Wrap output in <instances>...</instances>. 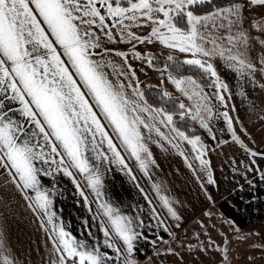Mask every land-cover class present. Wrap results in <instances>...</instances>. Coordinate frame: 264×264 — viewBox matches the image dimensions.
I'll return each instance as SVG.
<instances>
[{
    "label": "crops",
    "instance_id": "obj_1",
    "mask_svg": "<svg viewBox=\"0 0 264 264\" xmlns=\"http://www.w3.org/2000/svg\"><path fill=\"white\" fill-rule=\"evenodd\" d=\"M234 3L243 8L239 27L249 36L245 46L247 58L256 64L253 72L258 75L246 87L235 81L239 71L226 58L227 53L225 57L219 55L220 48L229 47L227 41L220 38L236 31L228 25L216 27L221 23L219 19L204 22L208 25L206 28L198 26L205 36L217 40L216 45L203 43L210 52L217 48L208 57L168 47L151 36L152 25L148 21L141 22L145 26H137L127 20L123 25L106 20L111 39L93 29L100 39L99 51L109 50L105 56L95 58L109 65L105 69L109 79L123 84L126 93L132 94L134 88L142 93V85H154L177 95L185 106L199 103L198 95L203 91L195 78L154 68L149 63V55L161 53L185 63L200 59L212 64L221 81L227 83L226 88L221 87L225 94H230L228 107L231 106L232 114L228 115L229 120L224 114L200 117L190 106L194 125L202 136L194 146L189 140L197 138L187 136L186 140L178 134L180 131L173 130L172 124L160 123L165 118L163 114L153 120L154 112L140 113L147 123L163 133L141 128L151 153L145 170L94 106L90 94L87 95L127 167L108 150L106 140L99 144V138L96 152L85 150L91 169L88 173L67 167L71 162L66 155L63 165L38 162V168L47 170V174L41 171L38 176L40 188L51 202L46 211L36 205L31 189H18L9 173L0 168V264L4 256L13 264H60L56 247L62 246L57 239L61 227L69 233V239H75L85 245V250L101 256L102 264H223L227 257L230 264H237L236 254L230 255V250H250L252 246L259 251L261 261L239 264H264V125L259 123L263 122L259 116L250 114L255 111L258 90H264V67L260 66V61H264V44H261L264 31L260 30L264 28V6L251 5L248 0ZM234 3L197 16H211ZM104 14L107 16L106 10ZM190 28L189 25L186 31ZM129 32L144 38V42L128 36ZM117 52L123 56L116 55ZM70 71L74 70L70 68ZM75 78L80 83L79 78ZM177 80L185 83L178 87ZM190 80H194L195 85ZM81 90L87 93L86 88ZM241 90H245V94H241ZM252 90L253 96L246 94ZM5 103L13 111L19 108L17 103ZM140 103L145 108L151 106L144 97ZM250 103L254 106H248ZM19 121L26 123L24 117H19ZM203 161H207V165ZM65 168L71 175L65 173ZM93 175L100 179L96 187L90 180ZM105 206L131 222L129 227L137 235L133 253L127 252L124 241L114 231ZM169 206L179 219L171 215ZM106 228L110 230L108 237L104 235ZM244 242L254 244L241 245ZM66 264L78 262L69 259Z\"/></svg>",
    "mask_w": 264,
    "mask_h": 264
},
{
    "label": "snow or ice",
    "instance_id": "obj_2",
    "mask_svg": "<svg viewBox=\"0 0 264 264\" xmlns=\"http://www.w3.org/2000/svg\"><path fill=\"white\" fill-rule=\"evenodd\" d=\"M196 3L197 0H124L123 3L121 0H0V168L9 173L18 189H31L35 193L36 205L40 209L46 211L51 202L40 188L39 173L44 171L47 174V170L38 168V162L63 165L66 155L71 162L67 167L88 173L91 169L85 150L96 152L99 138V144L106 140L108 150L127 167L98 114L93 111L87 95L90 94L94 106L99 108L103 118L112 125L121 142L145 170L151 153L141 128L154 130L160 135L163 133L147 123L140 113L154 112L153 120L163 114L165 118L160 120L161 124L173 122V116L164 114L163 109L143 107L140 103L143 94L136 88L132 94L126 93L123 84L109 79L105 71L109 65L95 58L109 52L107 49L99 51L100 39L93 31H102L111 39L106 20L112 19L122 25L127 20L137 26H145L141 22L148 21L152 25L151 36L168 47L208 57L217 48L210 52L202 46L203 43L216 45L217 40L205 36L199 29L208 26L204 22L219 19L221 23L216 27L228 25L236 29L220 38L226 40L229 47L220 48L219 55L225 57L227 53L226 58L233 62L232 66L237 71L256 70V64L248 60L245 49L249 36L239 27L242 6L234 3L211 16L200 17L186 11ZM248 3L264 6V0H248ZM181 14L186 16L190 31L177 26L176 17ZM257 27L260 28L259 25ZM260 30L264 31V28ZM127 35L144 42V38L134 33ZM116 55L123 56V53L117 52ZM187 63L199 66L219 81L212 64L203 63L200 59H191ZM260 66L264 67V61H260ZM120 74L123 75L122 72ZM175 83L179 87L185 81L177 80ZM190 83L195 85L194 80ZM221 86L226 88V85ZM82 87L87 89V93L81 90ZM219 98L223 100V96ZM5 101L17 103L19 108L13 111ZM180 108L184 109V105L180 104ZM19 117H24L26 123H21ZM203 126L207 127V124ZM178 134L188 140L183 132ZM189 143L195 146L198 138L189 140ZM56 157L60 158L59 161ZM203 163L207 165L208 162ZM65 173L71 175L67 168ZM90 180L93 187L100 184L98 176H90ZM164 203L167 205L168 201L165 199ZM168 211L179 219L171 206ZM105 212L114 231L124 241L127 252L133 253L137 235L129 227L131 222L111 207L105 206ZM109 234L110 230L106 228L105 237ZM68 237L69 233L59 228L57 239L62 246H57L56 252L60 254V264H66L69 259L76 260L78 264H102L101 256L85 250L84 244ZM3 264H13V261L4 256Z\"/></svg>",
    "mask_w": 264,
    "mask_h": 264
},
{
    "label": "trees",
    "instance_id": "obj_3",
    "mask_svg": "<svg viewBox=\"0 0 264 264\" xmlns=\"http://www.w3.org/2000/svg\"><path fill=\"white\" fill-rule=\"evenodd\" d=\"M238 0H210L205 2H199L191 5L187 8L188 11H192L195 15H202L208 12L237 2ZM176 23L178 27L187 30L189 25L186 22V16L181 14L176 17ZM151 65L154 68H165L169 72L175 75H189L195 78L200 85L206 87L214 98H218L216 92V83L214 77L209 75L203 69L197 65L188 64L177 58H169L161 53H152L149 55ZM142 93L146 102L157 109H163L165 114H171L173 116V127L183 132L190 138H201V134L198 128L194 125L192 116L183 104L182 100L175 94L154 85H142ZM180 104L184 105V109L180 108ZM223 264H230L229 257Z\"/></svg>",
    "mask_w": 264,
    "mask_h": 264
},
{
    "label": "rangeland",
    "instance_id": "obj_4",
    "mask_svg": "<svg viewBox=\"0 0 264 264\" xmlns=\"http://www.w3.org/2000/svg\"><path fill=\"white\" fill-rule=\"evenodd\" d=\"M205 1H210V0H197V3L205 2ZM186 11H188V10L186 9ZM256 76H258V75H256L253 71H249V70L245 69L243 72L239 71L236 74L235 81L238 84H241L244 87H246L247 84L250 83L251 80L253 81V79L256 78ZM214 79H215V83H216V90H217L216 92L219 95L218 98H216L218 103H217V101L214 100V98H212L213 96L211 95L210 91L206 87L201 85V90L203 92H202V94L198 95L199 96L198 97L199 98V103H195V104L189 103V105H186L185 107H187L188 110L190 109L189 112H193L191 107H190V106H192L194 111H195V113L197 115H199L200 117H202V115H208V116L212 117V116H214V114H216V115L218 114L220 116L222 114H224V115L226 114L225 116L227 117V120H229L230 117L228 115L231 116V114H232V113H230V111L232 110L231 106L228 107V105L230 104V102H228V98H229L230 94H225L224 89L221 87V84L223 83L221 81V79H219V81H217L215 77H214ZM230 81H233V80H230ZM226 84H227L226 82H225V84L223 83V85H226ZM231 92L233 93V89H231ZM245 92H246L245 90L244 91L241 90V94H245ZM248 93H250L253 96L254 91L253 90L252 91H248L246 94H248ZM258 95H259V99H257V105L255 106V111L252 110V112H250V114L259 116L260 120H263V122L259 121V123L264 125V90H258ZM220 96H223V100H221L219 98ZM250 104H248V106H250V107L254 106V103H250ZM259 138H261V137H259ZM258 141H260V140L258 139ZM261 141L263 142V140H261ZM253 244H254L253 242L250 243V244H249V242L248 243L244 242L241 245H243V246L244 245L251 246ZM237 245H240V244H237ZM252 248H253V246H252ZM252 248L250 250H246L245 249L243 251H237V250L231 249L229 254L230 255L233 254V256H234V254H236V256L234 258H235L237 264H239L241 262L243 263V262H251L252 261V263H253V262L261 261V257L259 255V251L257 249L254 250ZM257 253H258V256L256 258L255 255Z\"/></svg>",
    "mask_w": 264,
    "mask_h": 264
}]
</instances>
